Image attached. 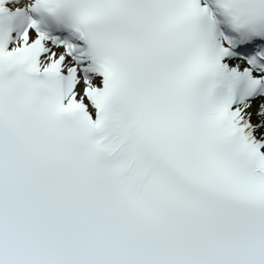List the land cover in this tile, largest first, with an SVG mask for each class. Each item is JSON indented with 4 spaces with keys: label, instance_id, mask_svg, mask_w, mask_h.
<instances>
[{
    "label": "snow or ice",
    "instance_id": "1",
    "mask_svg": "<svg viewBox=\"0 0 264 264\" xmlns=\"http://www.w3.org/2000/svg\"><path fill=\"white\" fill-rule=\"evenodd\" d=\"M0 264H264V0H0Z\"/></svg>",
    "mask_w": 264,
    "mask_h": 264
}]
</instances>
